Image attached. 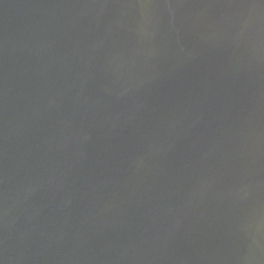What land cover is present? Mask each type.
<instances>
[{
	"label": "water",
	"instance_id": "water-1",
	"mask_svg": "<svg viewBox=\"0 0 264 264\" xmlns=\"http://www.w3.org/2000/svg\"><path fill=\"white\" fill-rule=\"evenodd\" d=\"M0 264H264V0H0Z\"/></svg>",
	"mask_w": 264,
	"mask_h": 264
}]
</instances>
